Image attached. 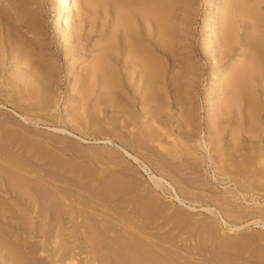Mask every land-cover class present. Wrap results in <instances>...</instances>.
<instances>
[{
	"label": "rangeland",
	"instance_id": "374dc122",
	"mask_svg": "<svg viewBox=\"0 0 264 264\" xmlns=\"http://www.w3.org/2000/svg\"><path fill=\"white\" fill-rule=\"evenodd\" d=\"M57 1L0 0V30L5 32L3 38L11 44L0 48V147L9 148L22 159L26 158L23 159L26 163L36 166L46 176L39 181L40 190H44L41 191L42 195L46 197L41 203L46 208L40 214L42 220L40 216L36 219L29 207L26 210L29 222L27 230L17 238L21 241L16 242V238L10 234L16 229L17 222L0 219V264L6 263L1 247L10 256L11 252L7 251L10 247L14 253L20 254L22 251L23 257L31 253V258H36L32 264H97L91 253L90 243L93 240L87 243L77 236L81 232L77 226L82 220V213H74L77 214L74 222L60 217L65 209L59 206L58 199L54 198L57 194L54 193L61 188L68 197L78 198L84 211L89 209L90 215L97 213L95 215H98L101 224L96 223L97 219L95 222L90 221L94 223L95 229L101 227L97 233L112 248L119 249L121 239V242H125L121 227L118 226L122 224L114 219L123 217V221L129 219L130 224L143 226L144 231L139 230L138 239L141 244H148V249L152 248L151 243L154 242L161 248L170 247L165 249H168V253L171 251L172 255L175 253L178 261L173 259L176 263L170 258L174 256H168L167 252H163L165 250L161 251L156 245L154 250L152 248L158 255H165L166 260H169L167 264H180L181 261L182 264H264V182L261 184L264 181V154L250 157L256 152L248 150L244 151L245 154L241 153L239 146L235 147L237 154H234L228 145L231 144L228 137L219 140L212 132L213 139L208 140L210 135L206 133L207 108L215 95L205 96V86L207 78L216 68V62L213 61H218L211 42L216 37V34H212L214 26L219 29L216 25L219 20H216L215 15L219 0H181L184 8L189 9L191 17L188 24L182 27V43L179 42L182 46L176 44L175 40L171 44V49L177 51L176 57H179L180 49L184 47L185 50L180 54H186L179 58H183L185 63H192L198 70L199 78L190 93H184L189 99L187 101L192 103L189 106L195 109L193 114L197 120L194 128L197 142L191 144L195 151L193 154H188L182 147L181 138L175 132L178 128L173 114L180 106L176 108L172 105L171 110H168L167 127L161 125L163 128H154L149 124L142 131L137 130L133 137L131 133L135 129H120L122 123L119 121L116 127L106 123L108 120L104 119V114L96 106L98 94L90 95L85 102L79 99L78 92L88 75L92 74L91 66L99 55L98 50L103 48L113 32L110 19L116 16V12L112 8L106 10L109 4L106 0L97 1L94 5L73 0L69 16L73 21L61 35H57L54 28ZM136 1L143 0H128L131 3ZM87 14L98 17L89 35L90 22L85 19ZM33 20L37 24L35 27L32 26ZM68 31L73 33L71 42L77 41L81 33L85 34L79 48L67 46L64 36ZM25 52L31 57H26ZM29 63L32 64L31 68L38 69L40 84L43 85L35 91L38 94H50L48 109H34L37 106L34 105L36 98L32 99L30 95L35 93L27 86L19 85L20 88L15 82L27 76L38 80L32 73L34 70H30ZM68 71L70 75L67 81ZM133 95L127 94L130 102H133ZM21 114L31 120L25 121ZM154 135H159V138L147 143L150 149L139 150L143 153L140 160L127 152L129 149L124 145L126 137L152 139ZM106 137H111V140L107 141ZM158 141H162L164 147L167 146L174 153L180 151L184 159L188 160V165L181 159L168 158L162 162L153 158L150 154L156 150L166 152L159 147ZM210 148L222 158L211 160ZM129 151L133 155L137 154L131 149ZM144 165L156 175H162L168 184L164 182L162 187H158ZM169 182L181 197H185L187 203H181L173 197L174 191ZM56 203L58 208H55ZM209 206L214 212L204 208ZM4 208L8 210L9 207ZM217 211L229 225L222 221ZM258 214H262L263 219L255 223L259 219ZM110 219L115 221L110 223ZM104 220H109L110 224ZM233 224L238 225V230L231 229L230 225ZM102 227L107 229V233ZM94 243L97 244V239ZM16 247L21 248V251ZM25 261L23 259V264Z\"/></svg>",
	"mask_w": 264,
	"mask_h": 264
},
{
	"label": "bare ground",
	"instance_id": "6f19581e",
	"mask_svg": "<svg viewBox=\"0 0 264 264\" xmlns=\"http://www.w3.org/2000/svg\"><path fill=\"white\" fill-rule=\"evenodd\" d=\"M97 1L105 2V0H83L86 5H94ZM106 1L109 2L107 6L105 5L106 10L109 11L112 8L114 13L116 12V16L112 20L110 19V23L113 25L112 37L109 36L103 48L98 50L99 55L91 66L92 74L88 75L82 84L81 91L78 92L80 94L79 99L85 102L89 100L90 95L98 94V97L94 99L98 110L104 114V119L110 121V123L108 121L106 123L116 127V122L119 121L122 123L120 129L123 127L135 129L136 131L133 130L131 133L133 137L137 130L142 131L149 124L154 128H160L161 125L167 127L168 110H171L170 107L172 105H175L176 108L180 106L173 114L174 122L178 128L175 132L181 138V145H184L182 147H185L188 154L195 153L191 147L192 143L197 142V135L194 132L197 121L193 114L195 109L192 105L189 106V103H192L187 101L188 97L184 93H190L194 82L199 78L197 75L198 70L192 63H185L183 58H179L186 54H180L185 50L184 47L180 49L181 52L177 49L178 47L176 48L180 52L178 54L179 57H176L175 53L177 51L171 49L172 40L177 41L178 43L176 42V44L182 46L181 35L184 30L182 27L188 24L191 17L189 9L184 8L181 0H143L133 3L128 2V0ZM72 8L73 0L57 1L54 15V28L57 35H61L68 25H71L73 18L69 16ZM215 12L216 20H219L218 24H216L219 29L214 26L212 34H216V37L211 44L214 46L218 61H213L216 62V68L213 74L207 78L205 86V96L215 95L207 108L206 133L210 135L208 140L213 139L211 133L215 132L214 136L219 140L225 136L229 138L228 141L231 142L232 146L231 144L228 145L234 154H237L235 147L239 146L241 153L245 154L248 150L255 151L256 153L250 157H261L264 154V0H219L216 4ZM25 14L23 13V16H26ZM85 19L90 22L89 35L95 28V22L98 17L93 14H87ZM35 24L36 22L33 20L32 26L35 27L37 25ZM104 25L106 26L107 24L104 23ZM4 33L0 30V39L2 40L0 48L11 45L8 40L3 38ZM72 35L71 31L65 33L64 40L67 46L73 49L79 48L85 34L81 33L77 41L74 40V42H71ZM149 36L152 37L151 40ZM237 51L238 55L236 56ZM25 56L31 57L27 52H25ZM188 58L190 59L189 56ZM28 65L30 70H34L32 73L35 77L37 76L38 80L35 78V80H32L33 78L27 76L20 77L15 82L18 86H27L30 91L35 93V95H30L31 98L33 97L32 99L36 98L34 99V105L37 106L34 109L37 107L48 109L51 100L50 94H38L35 91L36 89L39 90L43 85L40 84L38 69L31 68L32 64L30 63ZM69 75L70 71L67 72V81L69 80ZM127 94H134L133 102H130ZM21 117L25 121L31 120L27 115L21 114ZM61 130L66 131V129ZM158 138L159 135H154L152 139L148 137L133 139L129 136L125 138L124 145L129 150L131 149L137 153L133 155L132 152L127 150L130 156L140 160L139 157L143 153L139 150L143 148L150 149V145L148 146L150 140L157 141ZM106 139L107 141L111 140V137H106ZM176 140L178 139L176 138ZM158 142L159 147L166 150V152L156 150L150 154L153 158L162 162L167 161L168 158L185 160L179 149V153H174L167 146L164 147L162 141ZM209 154L211 160L216 158L217 161V157L222 158V155L217 156L211 148L209 149ZM23 159L16 155L13 150L9 148L1 149L0 147V215H2L0 219L3 218L6 221L11 219L17 222L16 229L10 231L11 236L16 238V242L21 241L17 239L21 232H26L27 230L26 227L29 222L26 210L29 207L32 208L34 217L37 219L46 209L41 206L42 201L44 202L46 197L42 195L44 190H40L39 184V181L44 180L46 176H43L39 169H36V166V168L33 167ZM185 164L188 165V160H185ZM144 169L158 187H162L164 182L168 184V181L162 175H156L147 165H144ZM52 179L55 180L54 178ZM169 184L172 187V191H174L173 197L177 198L181 203H187L185 197H181L177 189L170 182ZM61 189L57 193L54 191V194H57V198L54 197L55 200L58 199L56 201L58 204L60 203L59 206L65 209H62L63 212L60 217H65L74 222V219L75 221L77 219L75 218L77 217L76 215L82 213L81 215L79 214L82 220L80 223L78 222L77 226L81 229V232L79 231L80 235L78 234L77 236L87 243L93 240L90 243V247L94 263L167 264L168 259L166 260L165 255H158L157 252L152 251V248L153 250L155 249L154 245L158 246L157 243H151L153 244L152 248L148 249V244L139 242L138 234L140 233L139 230L144 231L143 226L130 224L129 219L123 221V217H115L114 219L122 224L118 226L121 227L120 230L124 234L125 242H121V239L118 245L119 249L117 247L112 248L97 233L101 227L98 225L99 228L97 226L96 228L98 229H95L94 223H91L92 220L95 222L96 219V223L98 222L99 217L95 215L97 213L93 212L90 215L89 209L84 211L83 207L81 208V202L78 198L68 197L64 193L66 191H61ZM53 201L54 199L51 200V204ZM51 204H49V207H52L53 204ZM58 204L55 208H58ZM4 206L9 207L8 210ZM192 208L195 207L193 206ZM204 208L214 212V209L210 206ZM74 213L77 214L75 215ZM218 214L220 215V212ZM258 216L259 219L255 223H260L263 219L262 214H258ZM40 217L42 220V215ZM220 217L226 225H229L222 214ZM115 220L110 219V223ZM110 223L108 222V224ZM104 224L102 223V226ZM110 226L112 228V224ZM230 226L231 229L239 228L238 225L234 224ZM79 228L77 229L79 230ZM102 228L104 230V227ZM99 231L101 230L99 229ZM104 231L107 233V229ZM108 235L110 234L108 233ZM95 239H97V244H95L96 242L94 243ZM165 248L169 249L170 247H159L160 250H165L163 252H167L168 256H174L170 258L175 259V253L172 255L171 251L168 253V249L166 250ZM16 249L20 250L21 248L16 247ZM4 250L6 249L1 247L6 261L5 264H23V259L26 260L24 264H32L36 260V258H31V253L23 257L21 256V250L20 254H18L19 252L14 253L10 247L7 250L11 252L12 255L10 256ZM5 257H8V259ZM158 258L162 260H158Z\"/></svg>",
	"mask_w": 264,
	"mask_h": 264
}]
</instances>
